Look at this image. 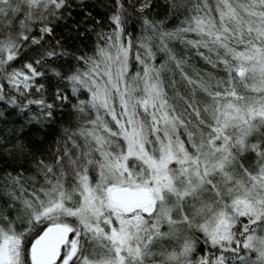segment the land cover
Returning <instances> with one entry per match:
<instances>
[{
  "label": "snow or ice",
  "instance_id": "obj_1",
  "mask_svg": "<svg viewBox=\"0 0 264 264\" xmlns=\"http://www.w3.org/2000/svg\"><path fill=\"white\" fill-rule=\"evenodd\" d=\"M0 264H264V0H0Z\"/></svg>",
  "mask_w": 264,
  "mask_h": 264
}]
</instances>
